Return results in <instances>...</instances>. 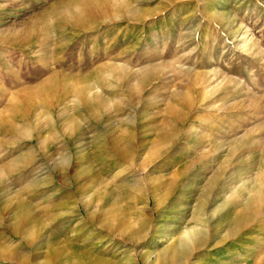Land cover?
Here are the masks:
<instances>
[{
  "label": "rangeland",
  "instance_id": "374dc122",
  "mask_svg": "<svg viewBox=\"0 0 264 264\" xmlns=\"http://www.w3.org/2000/svg\"><path fill=\"white\" fill-rule=\"evenodd\" d=\"M117 1L0 0V264H159L202 220L190 264L261 263L222 225L264 181V0Z\"/></svg>",
  "mask_w": 264,
  "mask_h": 264
},
{
  "label": "bare ground",
  "instance_id": "6f19581e",
  "mask_svg": "<svg viewBox=\"0 0 264 264\" xmlns=\"http://www.w3.org/2000/svg\"><path fill=\"white\" fill-rule=\"evenodd\" d=\"M120 1H122V0H120ZM120 1L118 0L117 3ZM120 4L123 5L122 3H120ZM124 6H125V4H124ZM176 67H178V65ZM116 70H118V69H116ZM187 70H188V68L185 71H187ZM123 74H126V73H123ZM148 74H149L148 70L143 69L141 71V74L138 76H139V78H143V77L147 76ZM139 78H137V79H139ZM126 82H129V81H126ZM35 140L37 142H39L38 135H36ZM23 158H24V156H22L21 160ZM16 164H18V163H16ZM19 164H20V162H19ZM17 168H18V166H15L13 168V170L11 167L7 168V170H5V168L4 169L0 168V179L5 178V176H7L9 174V171L10 172L16 171ZM223 171H224V168H222V169L220 168L218 170V172L215 173V178L222 176ZM2 181H0V182H2ZM244 191H246V193H245L246 197L243 199L240 198L241 201L238 202V204H240V207L238 208V210H236V213L234 214L233 219H231L228 223H225L224 225H222L223 228H225L227 231V235H228L227 239H239L241 236L244 239L247 232H252L256 228L262 227L264 225L263 224L264 223V220H263L264 219V210H263L264 209V181H262L261 179L253 180L252 185L246 186L244 188ZM244 191H243V195H244ZM240 195H238V196H240ZM241 197H242V195H241ZM260 216H262V217H260ZM196 226H198V225H195V227H192V228L186 230L184 232V234L180 237V239L178 240V243L176 244V246L174 248H172L171 250H168V251L166 250L164 252H159L156 255V257L159 258V264H190V261L193 257H197V255L201 254L200 252L204 248H206L211 242H213L214 239H216L219 236L218 232H216V233L212 232V227L204 220H202L199 228ZM221 240L223 241L224 239H219L220 242H221ZM210 245H212V244H210ZM250 246H252V245H250ZM239 247L241 248V246H239ZM252 247L247 248V250L250 251L249 253L255 254L256 253L255 251L252 252L253 251ZM234 252H237V251H234ZM234 252L233 251L231 252L233 257L234 256L239 257L238 255H234ZM147 257L149 258L150 255ZM13 258H15V257L11 256V261L14 262ZM149 261H150V259H147V264ZM260 262L261 263H259V264H264V259H262V261H260Z\"/></svg>",
  "mask_w": 264,
  "mask_h": 264
}]
</instances>
